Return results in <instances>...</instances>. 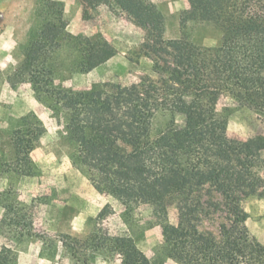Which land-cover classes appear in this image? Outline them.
Instances as JSON below:
<instances>
[{
    "label": "trees",
    "instance_id": "16d2710c",
    "mask_svg": "<svg viewBox=\"0 0 264 264\" xmlns=\"http://www.w3.org/2000/svg\"><path fill=\"white\" fill-rule=\"evenodd\" d=\"M84 14L110 4L146 33L149 75L129 85L96 83L74 89L55 85L56 54L69 44L74 66L89 72L118 53L106 37L67 30L62 6L46 0L37 7L40 25L32 30L11 83L28 81L39 99L66 117L73 163L94 187L115 197L132 226L136 209L147 206L162 226L160 251L179 264H264V243L249 233L243 201L264 195V140L228 135V118L218 101L230 96L264 121V0H188L191 17L222 34L216 45L198 44L183 33L165 37V19L148 0H81ZM167 124L153 132L158 113ZM184 116L177 124L176 116ZM46 127L34 113L20 119L11 145L25 171ZM3 222L31 236V220L19 205L2 203ZM178 211L176 224L168 210ZM209 208L223 213L219 232L201 228ZM106 209L100 213L104 218ZM152 222L151 224H154ZM59 242L81 264L100 253L121 256V264H152L132 235H111L101 228L87 237L63 235ZM59 244V243H58ZM11 247L0 250V264H13Z\"/></svg>",
    "mask_w": 264,
    "mask_h": 264
},
{
    "label": "rangeland",
    "instance_id": "374dc122",
    "mask_svg": "<svg viewBox=\"0 0 264 264\" xmlns=\"http://www.w3.org/2000/svg\"><path fill=\"white\" fill-rule=\"evenodd\" d=\"M44 1L0 0V250L4 246L13 249V264H81L62 248L59 239L65 234L84 238L101 228L111 235H132L152 264H179L163 258L162 226L156 223L147 206L138 207L134 223L128 225L122 217L121 203L112 195L98 191L74 165L64 113L54 111L39 99L28 81L11 83V76L22 60L23 47L32 30L42 22L36 10ZM54 1L62 6L70 33L91 38L104 36L118 49L106 63L89 72H80L74 66L76 50L65 44L55 55V85L84 89L96 83L129 85L142 76L154 77L152 61L145 54V30L126 12L110 4H100L86 17L81 0ZM148 1L164 15L166 38H178L185 33L198 44L220 42L219 30L209 23L193 20V7L188 0ZM217 107L228 118L230 137L256 143L264 140V121L251 109L227 95L219 99ZM29 113L37 115L46 132L22 172L16 168L21 165L11 145V133ZM168 120L167 113H158L153 120V132L163 128ZM176 122L182 124L184 116L177 115ZM3 202L19 205L18 211L31 220V236L19 234L3 222ZM243 205L249 213V233L264 243V195L250 196ZM103 209L107 214L101 218ZM168 220L173 224L178 221L174 206L169 207ZM222 220L221 211L209 208L203 215L201 228L218 233ZM90 259L89 264H121L119 254L106 257L100 253Z\"/></svg>",
    "mask_w": 264,
    "mask_h": 264
}]
</instances>
